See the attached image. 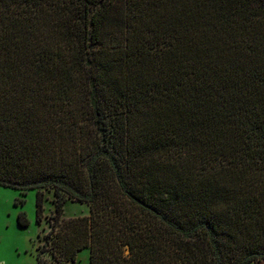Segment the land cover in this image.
<instances>
[{
    "label": "trees",
    "instance_id": "16d2710c",
    "mask_svg": "<svg viewBox=\"0 0 264 264\" xmlns=\"http://www.w3.org/2000/svg\"><path fill=\"white\" fill-rule=\"evenodd\" d=\"M0 186L58 264H259L264 0H0Z\"/></svg>",
    "mask_w": 264,
    "mask_h": 264
},
{
    "label": "rangeland",
    "instance_id": "374dc122",
    "mask_svg": "<svg viewBox=\"0 0 264 264\" xmlns=\"http://www.w3.org/2000/svg\"><path fill=\"white\" fill-rule=\"evenodd\" d=\"M118 4L103 28L101 37L104 42L108 41L111 32L119 26L123 4ZM40 194L42 218L38 221L36 190H29L21 195L16 189L0 186V264H58L51 256V238L48 239L54 222L56 197L52 188H41ZM20 213L27 219L26 227L18 224L17 217ZM88 213L87 204L66 199L60 219L69 220ZM72 264H89V250L77 252Z\"/></svg>",
    "mask_w": 264,
    "mask_h": 264
},
{
    "label": "crops",
    "instance_id": "0c3cea01",
    "mask_svg": "<svg viewBox=\"0 0 264 264\" xmlns=\"http://www.w3.org/2000/svg\"><path fill=\"white\" fill-rule=\"evenodd\" d=\"M259 264H264V260L260 261Z\"/></svg>",
    "mask_w": 264,
    "mask_h": 264
}]
</instances>
